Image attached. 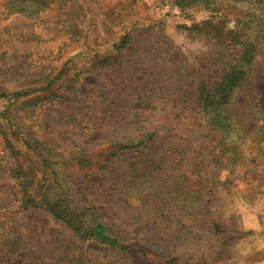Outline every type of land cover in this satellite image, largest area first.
Masks as SVG:
<instances>
[{
	"label": "rangeland",
	"instance_id": "1",
	"mask_svg": "<svg viewBox=\"0 0 264 264\" xmlns=\"http://www.w3.org/2000/svg\"><path fill=\"white\" fill-rule=\"evenodd\" d=\"M214 1L0 0V236L18 242L0 264H264V127L242 135L264 117V21ZM225 60L244 74L222 134L196 104ZM157 124L178 131L137 145Z\"/></svg>",
	"mask_w": 264,
	"mask_h": 264
},
{
	"label": "trees",
	"instance_id": "2",
	"mask_svg": "<svg viewBox=\"0 0 264 264\" xmlns=\"http://www.w3.org/2000/svg\"><path fill=\"white\" fill-rule=\"evenodd\" d=\"M192 2H196L197 0H191ZM223 1V0H221ZM215 2L214 0H205V4L206 7H208V9H210V11H215V9H217V7L215 6ZM228 4L234 5V6H243V4L245 6L249 5L250 9L257 11L258 15L253 17V19L255 20H261L264 21V0H226L225 1ZM227 5V4H226ZM255 15V14H252ZM214 26V25H211ZM243 27H248V24H242ZM205 34L207 35V37H210L212 39H216L219 41L220 44L223 45V47H232V46H240L241 47V55L239 56V59H246L247 62H249V60H251L254 48L253 45L250 43L248 36L246 37V39L241 38V36L239 35H235L233 36L232 33H228V32H223L221 33L219 31V29L217 30V32H214V30L212 29V27L210 29H207L205 31ZM257 37V36H256ZM128 39H129V34H122L120 35L116 40H114L110 46L106 47L108 50L115 49L117 51L119 50H126L128 48ZM105 49V48H104ZM227 59H230L232 61V56L228 55L226 57ZM230 60H225V62H222V72L221 74L215 78V81L212 83L209 82H201L200 84L202 85L200 87L199 92H202L201 94V98L200 101L197 102V109H198V113L201 115V117L203 118V116H208V114H210V112H208V105H207V100L208 103L212 102V104L216 105V109L213 111V118L208 116V122L209 125L218 130L219 132L221 131L222 134L226 133V129L232 127V123H231V115H232V106L229 103L230 101V95L231 93L228 91L229 86L231 87V82H240L242 80L243 77V71L241 72V70L239 72L235 71L236 66L232 65V62H230ZM104 62V60H103ZM57 78V74L51 78L48 82H47V87ZM243 81V80H242ZM28 90L24 91V92H17L14 93V96H23L27 93ZM206 93L205 96H203ZM195 105V106H196ZM262 112L264 111H259L258 114H263ZM258 115V116H259ZM172 116V115H171ZM165 121V120H164ZM164 123V122H163ZM264 127V117L261 120L259 125L254 126L252 129L250 130H242V135L243 136H256V133L258 132L259 129H262ZM158 128H167L170 130H174V131H178V128H174V126H170V125H164V124H157L156 126L149 128L144 134H143V138L140 139L138 142H136L137 145L141 144L142 142L145 141H149L152 137H154L156 135V130ZM9 129V128H7ZM26 147L29 146V149H32V147L30 146V144L25 143ZM235 154H233L234 157ZM38 194L36 192L35 189L33 188H23L22 190V200H21V204L20 207H25L28 204H31L32 202H34L37 198ZM62 196H67L66 193L59 192L58 194H56V198L60 199ZM49 209V213L51 214L52 217L55 216V218H60L62 217L61 212L60 213H56L55 210L53 209V207L51 206ZM63 210H65L63 208ZM62 210V213L64 212ZM58 212V211H57ZM75 227V226H74ZM98 227V225L96 226ZM77 229V227H76ZM73 235H75L74 231H73ZM72 239V236L70 237ZM18 247V242L16 240V237L12 236V235H7L4 233V235L0 236V257L2 258H13V257H17V252L15 251V248ZM129 249V254H133L134 250H132L130 247H128ZM35 255V254H34ZM32 256V255H29ZM65 256L63 258V260L67 261V263H82L83 258L82 256L79 257H68ZM42 258V259H40ZM9 260V259H7ZM26 263V262H25ZM47 264V261L44 260V258L41 257H37V258H31V260L27 261V264ZM51 264H57V260H55V262L51 263Z\"/></svg>",
	"mask_w": 264,
	"mask_h": 264
}]
</instances>
